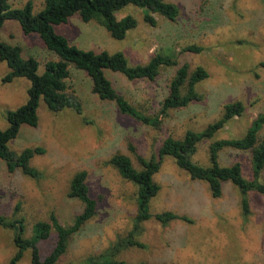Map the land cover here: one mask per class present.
Segmentation results:
<instances>
[{
	"label": "rangeland",
	"instance_id": "374dc122",
	"mask_svg": "<svg viewBox=\"0 0 264 264\" xmlns=\"http://www.w3.org/2000/svg\"><path fill=\"white\" fill-rule=\"evenodd\" d=\"M27 1L9 0L17 8ZM31 1L34 13L43 7L44 0ZM164 1L179 7L174 21L152 13L156 23L150 25L143 20L145 9L131 4L117 11L118 19L131 14L137 20L136 27L123 39H114L103 26L95 21L84 22L78 15L54 26L71 44L96 52H121L130 65L145 64L156 53L176 60V65L161 66L153 80H128L121 73L105 71L115 89L148 115L158 112L181 64H188L189 73L198 66L208 73L195 85L200 100L170 109L159 127L143 124L120 113L114 102L99 99L91 90L88 75L73 65H69L66 79L68 93L80 103L82 113L72 107L52 112L40 100L37 125H21L17 136L7 143L8 149L16 153L26 147L45 149L29 161L39 177L25 175L19 168L9 173L0 159V217L8 223L20 221L21 236L28 239L34 224L46 220L50 213L62 225H70L83 209L81 201L67 196L70 180L77 171L85 170L96 212L71 236L57 264H85L89 257L132 230L137 187L108 163L113 154L129 156L139 169L138 156L148 159L156 154L164 138H181L188 129L201 130L221 117L225 104L241 101V115L230 119L212 138L197 144L191 159L207 166L213 140L242 136L252 120L264 112V0ZM1 32L5 42L21 47L23 57L31 55L39 62V73L44 71L45 61L55 59L40 38L23 34L16 21H6ZM190 45L201 50H185ZM7 70L5 62L0 61L2 130L8 126L6 112L26 103L30 86L25 77L1 82ZM185 91L186 85L182 87ZM259 136L264 137V127ZM219 161L222 165L239 162L242 175L251 178L249 151L225 148L220 151ZM153 179L160 189L150 200V212L170 210L191 221L177 219L162 225L151 217L141 223L134 236L140 246L125 247L115 259L132 264H264V195L247 193L249 213L244 217L236 186L225 181L221 195L214 197L206 182L192 179L168 155ZM15 226L0 223V264H10L17 251ZM55 240L52 229L47 239L39 241L41 259L51 251ZM15 264H31V249H25Z\"/></svg>",
	"mask_w": 264,
	"mask_h": 264
},
{
	"label": "trees",
	"instance_id": "16d2710c",
	"mask_svg": "<svg viewBox=\"0 0 264 264\" xmlns=\"http://www.w3.org/2000/svg\"><path fill=\"white\" fill-rule=\"evenodd\" d=\"M131 4L145 9L143 20L155 25L156 20L152 13H159L169 20L174 21L179 15V7L164 0H44L43 7L36 13L33 12V3L28 0L22 7H13L9 0H0V61L5 62L8 70L1 77V82L9 83L16 77H25L30 81L27 89L28 99L25 104L14 110L6 112L8 126L0 129V159L4 160L9 173L19 168L25 175L38 178V170L29 164L35 154L45 152L41 146L26 147L19 153L8 149L7 143L15 138L23 124L35 127L38 123L37 108L40 100L48 110L58 112L66 107L74 108L82 113V106L68 93L66 79L69 77V65L83 70L91 80V90L99 99L114 102L118 111L135 120L152 126L159 127L168 116L170 109L187 106L192 101L200 100L201 95L195 89L197 82L207 77V71L198 66L192 72L188 71V64H181L171 79L169 92L160 102V108L154 115H148L136 108L126 97L119 93L106 75V70L121 73L128 80L147 79L153 80L159 73L161 66L178 64L171 56L156 53L145 64H128L121 52H99L91 49H82L62 34L55 31L54 26L66 24L73 15H78L82 21H95L103 26L114 39H123L128 30L137 25L136 18L126 14L117 18L115 13L126 5ZM16 21L23 34L35 35L41 39L45 48L52 52L55 59L44 62V71L38 72L39 62L31 55L23 57L22 49L17 44H10L2 39V29L6 21ZM185 50L198 52L200 47L190 45ZM186 85V91L182 87ZM244 106L241 101H234L223 106L222 115L217 120L208 123L201 130L185 131L181 138L167 136L162 141L156 154L148 159L138 156L141 167H134L129 156L122 153L113 154L108 163L114 166L119 174L131 181L136 190V214L132 230L123 238H118L111 246L98 255L91 256L85 264H132L114 257L125 247L138 245L134 236L140 231L141 223L153 217L162 225L173 220L190 222L185 215L166 210L152 214L149 203L160 186L153 179L159 170L164 156L174 158L176 164L185 170L192 179L202 180L209 186L212 196L219 197L222 193V183L231 182L241 194V209L243 216L249 213L247 193L256 191L264 195V137L259 133L264 127V112L259 113L250 123L245 133L240 137L221 138L213 140L209 145V165L196 163L191 156L196 151V146L204 139L212 138L234 116L242 114ZM233 148L249 151L251 156V178L242 175L239 162L222 165L219 161L220 151ZM130 149H133L130 146ZM85 170L77 171L70 180L67 196L76 198L83 203L82 211L74 217L73 222L62 225L53 213L46 220L37 221L28 238L21 236L22 226L20 221L6 222L0 217L3 225L16 224L18 230L14 236L17 251L10 264H15L25 249H31V264H57L59 258L66 252L70 238L95 215L96 200L89 195L86 183ZM17 208V207H16ZM15 229V230H16ZM56 233V240L51 251L43 259L39 256L37 244L49 237L51 230ZM134 264H154L139 262ZM174 264V263H155Z\"/></svg>",
	"mask_w": 264,
	"mask_h": 264
}]
</instances>
